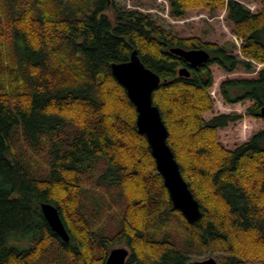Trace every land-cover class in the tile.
Masks as SVG:
<instances>
[{
    "label": "trees",
    "instance_id": "1",
    "mask_svg": "<svg viewBox=\"0 0 264 264\" xmlns=\"http://www.w3.org/2000/svg\"><path fill=\"white\" fill-rule=\"evenodd\" d=\"M166 1L174 20L224 12L242 59L116 0H0V264H104L119 243L129 250L125 264L208 255L264 264V130L228 149L218 132L243 116L204 118L214 110L212 65L227 73L264 65V0H254L257 13L237 0ZM171 48L203 49L209 59L193 67ZM133 51L160 77L153 105L199 203L197 222L173 208L136 108L111 73ZM218 93L226 105L252 101L247 115L264 120V69L222 82ZM42 203L58 210L68 242L50 229Z\"/></svg>",
    "mask_w": 264,
    "mask_h": 264
},
{
    "label": "water",
    "instance_id": "2",
    "mask_svg": "<svg viewBox=\"0 0 264 264\" xmlns=\"http://www.w3.org/2000/svg\"><path fill=\"white\" fill-rule=\"evenodd\" d=\"M170 53L184 59L193 67L203 64L209 59V54L203 49L171 48ZM110 70L136 108L137 131L147 140L157 171L163 178L173 208L180 211L189 223L197 222L202 216L199 203L194 199L180 173L174 155L167 145L168 131L162 121L159 109L153 105L152 94L159 86L160 77L142 64L136 51L131 53L129 61L111 64ZM178 75L189 77V71L187 68H181L178 70ZM260 115L264 118V106L261 108ZM40 210L50 229L62 241L68 242L69 235L58 210L49 203H42ZM128 256V249L114 248L109 252L104 264H125ZM187 264L219 263L214 257L208 255L204 259H192Z\"/></svg>",
    "mask_w": 264,
    "mask_h": 264
},
{
    "label": "rangeland",
    "instance_id": "3",
    "mask_svg": "<svg viewBox=\"0 0 264 264\" xmlns=\"http://www.w3.org/2000/svg\"><path fill=\"white\" fill-rule=\"evenodd\" d=\"M250 12L257 13L260 10L259 1L237 0ZM118 9L123 11H139L151 15V17L162 25L168 32L180 38L198 37L206 43H214L227 49L229 53L242 59L239 55L240 41L233 33V25L226 21L225 13L216 11L208 14L204 11H190L183 19L174 20L169 17L166 0H116ZM264 69L262 64L252 65L251 71L247 72L242 67L237 68L232 73L224 72L219 66L212 65L210 72L213 78V86L210 90V96L214 100V110L204 116L206 120L219 114L237 113L243 117L227 127L219 130L218 136L221 144L233 149L236 146L246 142L258 131L264 130V120L254 119L247 115V109L253 105L250 100H244L234 105H226L219 96V86L224 81L231 80H251L257 78V73ZM115 220L108 222V231L114 232ZM123 247L127 249L124 243L115 245L114 248ZM111 249V250H112ZM202 256L200 259H204ZM197 259V260H198Z\"/></svg>",
    "mask_w": 264,
    "mask_h": 264
},
{
    "label": "flooded vegetation",
    "instance_id": "4",
    "mask_svg": "<svg viewBox=\"0 0 264 264\" xmlns=\"http://www.w3.org/2000/svg\"><path fill=\"white\" fill-rule=\"evenodd\" d=\"M187 63V62H186ZM187 64H189V63H187ZM190 65V64H189ZM191 66V65H190ZM189 71V70H188Z\"/></svg>",
    "mask_w": 264,
    "mask_h": 264
}]
</instances>
